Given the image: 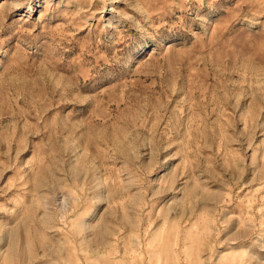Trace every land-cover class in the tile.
<instances>
[{"label": "rangeland", "instance_id": "obj_1", "mask_svg": "<svg viewBox=\"0 0 264 264\" xmlns=\"http://www.w3.org/2000/svg\"><path fill=\"white\" fill-rule=\"evenodd\" d=\"M0 264H264V0H0Z\"/></svg>", "mask_w": 264, "mask_h": 264}]
</instances>
